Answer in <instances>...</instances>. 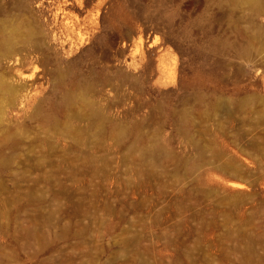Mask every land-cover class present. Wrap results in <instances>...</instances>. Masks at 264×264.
<instances>
[{"label":"rangeland","instance_id":"rangeland-1","mask_svg":"<svg viewBox=\"0 0 264 264\" xmlns=\"http://www.w3.org/2000/svg\"><path fill=\"white\" fill-rule=\"evenodd\" d=\"M0 264H264V0H0Z\"/></svg>","mask_w":264,"mask_h":264}]
</instances>
